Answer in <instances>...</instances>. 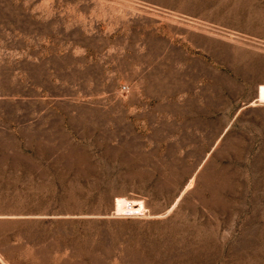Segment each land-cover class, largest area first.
Returning <instances> with one entry per match:
<instances>
[{"label":"rangeland","instance_id":"rangeland-1","mask_svg":"<svg viewBox=\"0 0 264 264\" xmlns=\"http://www.w3.org/2000/svg\"><path fill=\"white\" fill-rule=\"evenodd\" d=\"M0 264H264V0H0Z\"/></svg>","mask_w":264,"mask_h":264}]
</instances>
